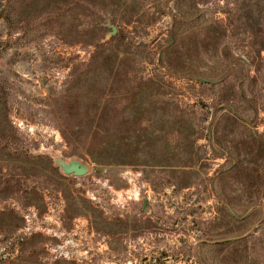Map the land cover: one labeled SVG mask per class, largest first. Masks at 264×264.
<instances>
[{"label": "rangeland", "instance_id": "rangeland-1", "mask_svg": "<svg viewBox=\"0 0 264 264\" xmlns=\"http://www.w3.org/2000/svg\"><path fill=\"white\" fill-rule=\"evenodd\" d=\"M0 264H264V0H0Z\"/></svg>", "mask_w": 264, "mask_h": 264}, {"label": "flooded vegetation", "instance_id": "flooded-vegetation-1", "mask_svg": "<svg viewBox=\"0 0 264 264\" xmlns=\"http://www.w3.org/2000/svg\"><path fill=\"white\" fill-rule=\"evenodd\" d=\"M200 197H203V191H201ZM148 206H149V201L147 199H145L142 202V207H141V210H140L139 214L143 215V217H142L143 220L148 222L150 228L144 227L139 232H141L140 234L146 235L147 231L154 230L155 231V233H154L155 234L154 235V241L156 242L154 244V247H157L156 250H159V246L162 245L163 243H165L166 240H168V239H165V238L167 236L170 237V235H168V233L171 232V231H166L165 229L166 228H171V227L174 228L175 226H177V224H175L177 218H176L174 212L171 213V214L163 213V212L155 213L154 215H150V216L147 217L146 214H148V215L151 214V213H147ZM199 214H200L199 218L197 216H195V215L193 216V218L194 219H199V221H200L199 222L200 233L203 234L202 233V229H201V226H203V218H202L201 212ZM189 218H191V217H189ZM148 220H150V221H148ZM167 220L172 222V223H169ZM145 221L143 222L144 225H146V223H147ZM187 221H188V225H187L188 228L185 227L184 231L189 232L190 231L189 227L192 226L193 222L192 221L189 222V220H187ZM183 225H185V223H183L182 226ZM194 226H196L195 223H194ZM166 232H168V233H166ZM200 243H203V242H200ZM164 246L165 247H163L162 249H165L166 251H169L167 246L166 245H164ZM145 257H147V256H145ZM166 258H167V256H163L162 259L164 260ZM146 261L147 260H144V263H146ZM155 261H157V260L155 259Z\"/></svg>", "mask_w": 264, "mask_h": 264}, {"label": "water", "instance_id": "water-1", "mask_svg": "<svg viewBox=\"0 0 264 264\" xmlns=\"http://www.w3.org/2000/svg\"><path fill=\"white\" fill-rule=\"evenodd\" d=\"M113 32H116V29H113ZM63 171L66 174H74L76 177L85 176L88 173V168L78 162L66 164L60 163Z\"/></svg>", "mask_w": 264, "mask_h": 264}]
</instances>
